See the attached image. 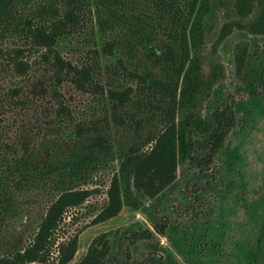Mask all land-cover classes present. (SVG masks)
I'll return each instance as SVG.
<instances>
[{"label":"trees","instance_id":"1","mask_svg":"<svg viewBox=\"0 0 264 264\" xmlns=\"http://www.w3.org/2000/svg\"><path fill=\"white\" fill-rule=\"evenodd\" d=\"M207 2L0 0V264L48 260L67 212L81 207L91 194L81 186L104 162L103 122L108 117L127 125L122 112L149 110L161 116L162 128L150 148L133 144L124 154L104 207L87 227L117 218L126 206L138 207L145 196L160 194L173 184L181 164L200 176L201 191L208 188L215 158L239 120L234 96L208 116L179 115L202 83L198 65L189 61L205 42ZM250 4L237 2L241 13ZM161 41L179 47L176 75L183 77L182 85L170 74L151 76L128 68L126 58L134 51ZM102 68L109 79L105 85ZM248 73H254L246 79L249 93L260 96L263 73L253 66ZM114 77L135 86L112 88ZM102 96L109 100L110 116L98 124L86 113ZM90 138L96 143L76 150V140ZM64 151L68 156L58 159ZM39 196L48 199V206L27 240L10 226ZM170 222L161 215L151 228L134 232L133 241L165 236ZM101 243V237L95 238L77 264H110L108 245ZM78 249V234L59 243L56 264H70Z\"/></svg>","mask_w":264,"mask_h":264},{"label":"rangeland","instance_id":"2","mask_svg":"<svg viewBox=\"0 0 264 264\" xmlns=\"http://www.w3.org/2000/svg\"><path fill=\"white\" fill-rule=\"evenodd\" d=\"M237 2L208 0L203 14L205 42L189 61L198 65L202 83L179 113L208 116L228 97L234 96L237 102L239 124L215 158V174L208 188L201 191L200 176L188 164H181L173 184L160 194L145 196L138 207L126 206L117 218L87 227L104 207L111 178L124 154L133 144L150 148L162 128L161 116L149 110L122 112L127 125H117L108 117L103 122L104 162L97 164L93 176L81 186L91 194L81 207L67 212L57 244L43 264H56L57 246L75 234L79 249L70 264H77L90 243L100 237L101 245H108L110 264H264V82L258 81L261 95L256 97L246 83L248 76H254L248 73L250 66L264 76V0H251L245 13L239 11ZM179 56L176 44L161 41L153 48L140 47L126 62L129 69L147 75L170 74L182 85L183 77L176 75ZM102 73L105 85L109 79L103 68ZM114 79L112 88L135 86ZM108 107V98L102 96L100 103L91 104L88 120L101 123L110 116ZM94 142L95 138L76 140V150H88ZM67 156L64 151L57 158ZM39 197L28 202L10 226L27 240L48 206V199ZM161 215L171 221L165 236L133 241L134 232L151 228Z\"/></svg>","mask_w":264,"mask_h":264}]
</instances>
